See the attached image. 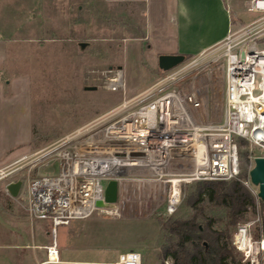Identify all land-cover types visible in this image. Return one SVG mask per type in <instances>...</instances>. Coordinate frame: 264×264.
<instances>
[{
    "label": "built area",
    "instance_id": "built-area-1",
    "mask_svg": "<svg viewBox=\"0 0 264 264\" xmlns=\"http://www.w3.org/2000/svg\"><path fill=\"white\" fill-rule=\"evenodd\" d=\"M246 9L260 15L210 48L214 53L209 61L215 64L203 75L192 72L202 66L199 58L210 49L186 57L153 89L124 99L51 148L34 153L36 157L22 155L0 167V182L8 192L6 183L27 163L44 159L59 163L56 174L27 183L29 216L51 224L46 263L58 262L57 225L87 217L96 209L121 217L157 200L172 213L183 186L239 175L237 138L264 149V0H248ZM104 85L110 91L123 88L120 70H107ZM110 180L117 183V199L97 207L96 201L103 199L102 183ZM241 181L258 208L257 187L248 175ZM260 216L257 211L254 219L239 222L232 235V248L243 263L263 264L264 238L251 236ZM141 260L140 252L129 249L105 264H141Z\"/></svg>",
    "mask_w": 264,
    "mask_h": 264
},
{
    "label": "rangeland",
    "instance_id": "rangeland-1",
    "mask_svg": "<svg viewBox=\"0 0 264 264\" xmlns=\"http://www.w3.org/2000/svg\"><path fill=\"white\" fill-rule=\"evenodd\" d=\"M29 1L28 7L19 0H0V167L21 155L36 157L34 153L51 148L75 128L115 108L124 99L139 97L147 89H153L152 85L167 72L159 70L145 43L132 41L133 53H127L124 46L132 42L125 40L130 38L135 24L132 27L123 24L116 10L110 16L103 15V0ZM238 12L243 22L260 15L246 8ZM131 13L134 23H140L139 10L133 8ZM50 28L57 31L50 32ZM77 42H86V46L80 49ZM212 50L200 56L198 65L202 66L193 74L203 75L214 66L209 61ZM109 69L120 70L123 88L117 91L105 88L104 75ZM86 86L96 89L85 90ZM241 151L249 153V169L253 157L264 154L263 148L240 140L239 173ZM36 163L29 162L14 174L13 179L22 180L16 197L10 196L0 182V204L10 213L0 209V239L6 237L7 229L17 231L15 237H26L29 225L23 206L28 204L27 183L58 172L56 159ZM105 184L102 183L103 187ZM194 185L192 182L182 187L179 203L172 213H166L164 204L157 200L147 209L136 206L134 212L121 217L96 209L87 217L57 225L54 230L57 249L62 257L109 256L114 260L118 251L132 249L140 252L141 264H173L169 257L162 259L165 240L156 215L185 218L189 213L187 197ZM257 211L259 207L241 221L254 219ZM39 222L49 230L45 237L51 242V224L47 220ZM257 228L254 225L251 230L255 240L260 238V233L256 235ZM23 249L26 248L0 247V264L28 263V260L20 261ZM41 252L44 256L45 251Z\"/></svg>",
    "mask_w": 264,
    "mask_h": 264
},
{
    "label": "crops",
    "instance_id": "crops-1",
    "mask_svg": "<svg viewBox=\"0 0 264 264\" xmlns=\"http://www.w3.org/2000/svg\"><path fill=\"white\" fill-rule=\"evenodd\" d=\"M247 1L103 0L102 2L105 16L112 15V12L115 14L116 10L118 18L124 20L123 24L130 27L135 24V30L131 31L130 38L125 41L145 43L148 54L155 57L157 64V56L160 54L179 53L186 57L196 56L218 44L228 32L251 23L258 16L244 22L237 16L239 9L246 8ZM133 8L140 12L138 15L141 18L140 23L138 21L134 23V16L131 15ZM49 30L50 32L57 31L51 28ZM134 43L124 46L128 54L133 53L131 48H133ZM17 179H12V181ZM2 185L4 184L2 183ZM0 209H6L7 211H4L9 213V209L5 208L3 204H0ZM23 209L29 225V232L27 231L26 237L21 235H19L20 238L17 237L18 235L15 237V233H19L7 229L6 237L0 239V247L6 249L10 246L26 248L23 249L26 253L22 251L21 256H19L20 261L28 260L26 264H105L114 261L109 256L94 259L62 257L57 249L58 262L46 263L45 246L49 245L50 241L47 240L45 235H49V230L42 225V222L29 216L27 205L23 206ZM1 230L2 225L0 224V232ZM14 238H17V240ZM43 250L45 251L44 256L41 252ZM121 251H118V253Z\"/></svg>",
    "mask_w": 264,
    "mask_h": 264
},
{
    "label": "trees",
    "instance_id": "trees-1",
    "mask_svg": "<svg viewBox=\"0 0 264 264\" xmlns=\"http://www.w3.org/2000/svg\"><path fill=\"white\" fill-rule=\"evenodd\" d=\"M19 2L30 6L29 0ZM239 155L242 164L236 178L195 182L194 190L187 197L189 213L185 218L156 215L165 240L162 259L169 257L173 264H247L241 262L230 245L231 231L257 207L254 195L241 181L247 177L249 153L241 151ZM259 207L261 216L256 235L260 233L264 238L261 200Z\"/></svg>",
    "mask_w": 264,
    "mask_h": 264
},
{
    "label": "water",
    "instance_id": "water-1",
    "mask_svg": "<svg viewBox=\"0 0 264 264\" xmlns=\"http://www.w3.org/2000/svg\"><path fill=\"white\" fill-rule=\"evenodd\" d=\"M80 48L86 46V42L78 43ZM186 56L183 54H160L157 56V67L161 71H168L179 65L185 60ZM85 90H94L95 86H86ZM248 177L250 182L257 187V196L264 203V156L253 157V165L248 170ZM22 186V180L17 179L7 183L6 189L10 196L16 197ZM117 183L110 180L104 187L103 199L97 200L95 205L97 207L108 206L114 203L117 199Z\"/></svg>",
    "mask_w": 264,
    "mask_h": 264
}]
</instances>
